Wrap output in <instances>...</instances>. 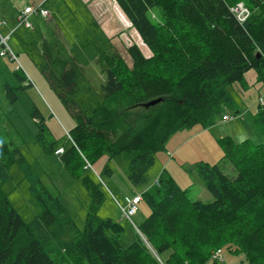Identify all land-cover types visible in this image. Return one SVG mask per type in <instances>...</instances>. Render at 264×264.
Returning <instances> with one entry per match:
<instances>
[{
    "label": "trees",
    "instance_id": "1",
    "mask_svg": "<svg viewBox=\"0 0 264 264\" xmlns=\"http://www.w3.org/2000/svg\"><path fill=\"white\" fill-rule=\"evenodd\" d=\"M115 1L153 50L152 58L146 59L136 44L129 46L133 66L121 74V55L103 52L98 62L105 66L106 80L100 89L89 83L85 88L81 66L48 42L43 46V74L77 122L74 141L59 156L91 194L85 228L79 229L59 196L47 190L20 147L0 133V264H221L213 257L217 250L244 254L248 264H264V142H235L229 136L219 140L223 160L234 166L236 175L220 164L196 165L212 202L192 199L164 170L159 183L142 193L151 209L138 226L146 240L136 231L128 247L121 244L124 225L99 215L106 199L101 183L80 172L94 157L133 153L129 180L148 185L157 153L174 134L195 125L209 128L227 114L228 85L243 81L251 69L264 82V0ZM241 2L249 9L244 21L231 11ZM155 8L162 13L157 20L152 12L157 22L150 15ZM16 76L21 85H5L11 103L31 85L19 70ZM81 97L87 108L77 101ZM156 98L162 101L144 106ZM31 116L39 125L38 143L56 154L39 109ZM257 121L264 129V108ZM15 164L42 208L30 223L3 192ZM104 172L112 174L109 166ZM57 233L68 240L51 246Z\"/></svg>",
    "mask_w": 264,
    "mask_h": 264
},
{
    "label": "rangeland",
    "instance_id": "2",
    "mask_svg": "<svg viewBox=\"0 0 264 264\" xmlns=\"http://www.w3.org/2000/svg\"><path fill=\"white\" fill-rule=\"evenodd\" d=\"M43 1L0 0V34L8 37V44L17 56L16 60H12L9 55L0 56V133L6 142L12 141L20 147L47 190L59 196L78 228L84 230L92 200L90 192L82 184L81 179H76L59 155L46 153L36 139L39 125L31 116L36 108L45 119L46 136L54 141L55 148L70 147L74 141L71 133L77 124L72 112L43 74L41 66L46 60L43 46L48 42L73 64L77 62L81 66L79 73L84 74L82 78L85 88L89 83L91 87L98 89L106 80L105 66L98 62V56L109 49L110 44L107 42L111 39L116 42L115 46L123 59L124 68L121 74L133 66V59L126 48L129 43L136 44L146 59L152 58L154 52L130 23L119 4L117 2V5L114 4L112 0H65L64 4L51 0L47 5L55 13L53 18L32 16V27L21 26L18 12L26 6L37 7ZM152 12L157 15V20L160 17L162 19V13L158 8L151 11L150 15L153 18ZM156 19L153 18L155 22ZM100 48L102 52H98ZM18 70L27 76L31 85L20 91L19 99L11 103L7 98L5 85H21L16 76ZM250 71L247 76L244 75L245 86H240L238 82L228 85L230 101L223 105L224 112L241 117L223 122L221 114L216 120L217 132L209 128H197L200 125L177 132L178 134L168 141L166 149L157 153L156 161L149 172L148 185L135 186L129 180V165L133 153H121L111 159L108 154L97 159L94 157L91 160L92 167L80 171L83 172L81 174L91 173L101 183L106 199L99 209V215L114 218L124 225L125 230L121 237V244L124 247L134 242L137 230L123 216L120 205L125 206L129 199L144 193L164 170L169 172L166 167L169 161H172L171 168L174 170V174L170 175L182 189L189 190L192 199L212 202L214 198L198 176L196 165L200 162L220 164L228 174H237L234 166L223 160L225 150L219 141L221 137L217 135L232 137L231 134H234L235 142L247 138L255 143L264 142V129L255 120L257 115L255 104L259 96L264 99V83L259 79L255 69ZM77 101L83 108L88 107L82 97ZM185 136H191V142L184 148L179 159L176 156L171 160L173 157L171 155L175 154L176 149L171 148V151L167 152L169 150L167 147L175 141L179 142L177 140L179 137ZM106 166L111 168V175L104 172ZM10 174L11 178L3 186V192L25 222L30 223L41 213L42 208L31 194L29 182L24 177L21 167L17 164L12 165ZM138 206L133 221L140 226L151 213V209L144 200ZM64 236L57 233L50 241L51 246H58L61 241L68 240V237ZM26 238L27 232L23 235V239ZM223 255L224 261L221 264H248L244 254L225 250ZM144 264L153 263L149 260Z\"/></svg>",
    "mask_w": 264,
    "mask_h": 264
},
{
    "label": "built area",
    "instance_id": "3",
    "mask_svg": "<svg viewBox=\"0 0 264 264\" xmlns=\"http://www.w3.org/2000/svg\"><path fill=\"white\" fill-rule=\"evenodd\" d=\"M44 2L41 3L37 7H31L26 6L19 14H18V20L20 21V25H25L26 27H32L33 22L31 21V17L34 15H38L44 18H52V13L49 9L44 8L43 6ZM231 11L241 20L244 21L249 16V9L246 7L244 3H238L236 6L231 7ZM0 42L2 49H0V56H6L9 55L12 60H16L17 56L8 44V37H4L0 34ZM259 104L261 108H264V99L263 97L259 98ZM236 118V115H223V120H232ZM64 152V148L60 147L58 148L55 153L57 155H60ZM86 167H92L90 163H87ZM156 184L159 183V178L155 181ZM143 201V195L137 194L133 198L129 199L127 201V204L125 206L120 205V208L122 210L123 216L136 228V230L142 235V232L140 231L139 227L135 224L133 221V216L138 211V204ZM213 257L217 259L219 262L224 261V255L222 250H217Z\"/></svg>",
    "mask_w": 264,
    "mask_h": 264
},
{
    "label": "crops",
    "instance_id": "4",
    "mask_svg": "<svg viewBox=\"0 0 264 264\" xmlns=\"http://www.w3.org/2000/svg\"><path fill=\"white\" fill-rule=\"evenodd\" d=\"M49 1H51V0H44L43 2H44V4H43V6H44V8H46V9H49L50 11H51V13H52V18H53V13H54V11H53V9L52 8H50L48 5H47V3H49ZM54 2H57L58 4H64L65 3V0H53ZM113 2H114V4H116V1L115 0H112ZM47 5V6H46ZM117 5V4H116ZM122 10V9H121ZM22 11V10H21ZM21 11H19L18 13H20ZM124 12V11H123ZM55 14V13H54ZM18 15V14H17ZM126 15V14H125ZM34 16H37V17H39L38 15H34ZM128 18V17H127ZM129 20V19H128ZM131 23V22H130ZM132 24V23H131ZM109 38L111 39V37L109 36ZM107 43H109L110 44V46L108 47L109 49L108 50H106V51H117V52H119L118 51V49H117V47L115 46V41H112V39H111V41H108ZM132 43H129L127 46H126V48L128 49V47L131 45ZM102 52L103 50L100 48L99 50H98V52ZM105 51V52H106ZM252 70V69H251ZM248 72H251L250 70H248L245 74V76H247V73ZM246 79V78H245ZM245 79H243V81H241V82H238L239 84H240V86H245V82H246V80ZM260 79V78H259ZM236 83V82H235ZM264 83V82H263ZM243 84V85H242ZM261 96H259L258 97V99L256 100V104H255V106L257 107V109H256V114H258V112L262 109L261 107H260V104H259V98H260ZM257 103H258V105H259V107H258V105H257ZM227 113V112H226ZM227 114H229V113H227ZM241 117V115H236V118H240ZM256 119L255 120H257V115H256V117H255ZM235 119V118H234ZM222 121L223 122H230V120L229 121H227V120H223L222 119ZM231 121H233V120H231ZM200 127H202L201 125L200 126H197V128H200ZM203 129H207V128H204V127H202ZM202 129V130H203ZM209 130H211V131H213V130H215V132H217V125H216V122H215V124L214 125H212L211 127H209ZM176 134H178V133H176ZM176 134H174L173 136H175ZM232 135V138L234 139V134H231ZM172 136V137H173ZM227 137V136H225V135H223V134H220V135H217V137ZM171 137V138H172ZM229 137H231V136H229ZM177 140H179V142H177L176 143V141L175 142H173V143H171L170 144V147H167V149L169 148V150H167V152H169V151H171V148H175L176 149V151L174 152L175 154H172L171 155V160L174 158V157H176L177 156V159H179L180 158V155H182V151L184 150V148L189 144V142H191V140H192V137L191 136H185V137H179ZM245 140V139H244ZM243 141V140H242ZM178 143H179V146H178ZM177 145V146H176ZM183 146V147H182ZM166 167L169 169V172H170V174L172 175V174H174V170H173V168H171L172 167V161H169V163L166 165ZM154 182V181H153Z\"/></svg>",
    "mask_w": 264,
    "mask_h": 264
},
{
    "label": "water",
    "instance_id": "5",
    "mask_svg": "<svg viewBox=\"0 0 264 264\" xmlns=\"http://www.w3.org/2000/svg\"><path fill=\"white\" fill-rule=\"evenodd\" d=\"M260 56V55H259ZM162 101V98H156V99H153V100H150V101H148V102H146V103H144V106L145 107H151V106H155V105H157L158 103H160ZM142 237L146 240V238H145V236L143 235V233H142Z\"/></svg>",
    "mask_w": 264,
    "mask_h": 264
}]
</instances>
